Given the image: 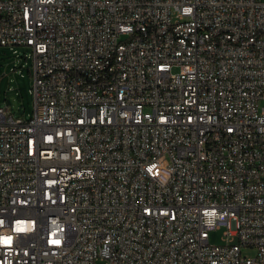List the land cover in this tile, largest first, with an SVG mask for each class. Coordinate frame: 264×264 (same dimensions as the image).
<instances>
[{"label":"built area","instance_id":"1","mask_svg":"<svg viewBox=\"0 0 264 264\" xmlns=\"http://www.w3.org/2000/svg\"><path fill=\"white\" fill-rule=\"evenodd\" d=\"M0 47V264H264V0H0Z\"/></svg>","mask_w":264,"mask_h":264},{"label":"rangeland","instance_id":"2","mask_svg":"<svg viewBox=\"0 0 264 264\" xmlns=\"http://www.w3.org/2000/svg\"><path fill=\"white\" fill-rule=\"evenodd\" d=\"M16 49L19 55H22L21 58L16 57L9 47H0V105L9 106L16 116L28 118L33 113L34 102L30 93V59L26 62L23 55L29 52L22 47ZM15 66L20 67L21 71H14ZM225 232L224 227L211 230L210 243H223ZM244 253L253 256L255 250H245Z\"/></svg>","mask_w":264,"mask_h":264},{"label":"clouds","instance_id":"3","mask_svg":"<svg viewBox=\"0 0 264 264\" xmlns=\"http://www.w3.org/2000/svg\"><path fill=\"white\" fill-rule=\"evenodd\" d=\"M59 242H60L59 240H52V241H51L52 244H58ZM4 243L7 244L8 241L5 240Z\"/></svg>","mask_w":264,"mask_h":264},{"label":"snow or ice","instance_id":"4","mask_svg":"<svg viewBox=\"0 0 264 264\" xmlns=\"http://www.w3.org/2000/svg\"><path fill=\"white\" fill-rule=\"evenodd\" d=\"M21 231H22V229H21ZM7 241H8V243H11V238H9V239H6ZM5 241V240H4ZM4 241H3V243H4ZM7 243V244H8Z\"/></svg>","mask_w":264,"mask_h":264}]
</instances>
